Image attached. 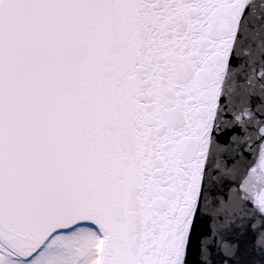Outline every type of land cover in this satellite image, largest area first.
<instances>
[{
  "label": "snow or ice",
  "instance_id": "snow-or-ice-1",
  "mask_svg": "<svg viewBox=\"0 0 264 264\" xmlns=\"http://www.w3.org/2000/svg\"><path fill=\"white\" fill-rule=\"evenodd\" d=\"M0 264H264V0H0Z\"/></svg>",
  "mask_w": 264,
  "mask_h": 264
}]
</instances>
